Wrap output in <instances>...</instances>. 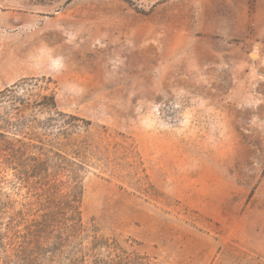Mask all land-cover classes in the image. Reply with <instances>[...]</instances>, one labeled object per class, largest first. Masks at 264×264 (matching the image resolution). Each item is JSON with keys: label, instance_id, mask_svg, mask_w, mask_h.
Returning <instances> with one entry per match:
<instances>
[{"label": "rangeland", "instance_id": "obj_1", "mask_svg": "<svg viewBox=\"0 0 264 264\" xmlns=\"http://www.w3.org/2000/svg\"><path fill=\"white\" fill-rule=\"evenodd\" d=\"M28 79L62 113L37 111L31 154L83 166L88 229L146 264H264V0H0V91ZM11 147L0 264L70 183Z\"/></svg>", "mask_w": 264, "mask_h": 264}, {"label": "trees", "instance_id": "obj_2", "mask_svg": "<svg viewBox=\"0 0 264 264\" xmlns=\"http://www.w3.org/2000/svg\"><path fill=\"white\" fill-rule=\"evenodd\" d=\"M34 85H37L35 80L28 79L14 88L0 91V139L12 145L11 149L25 161L28 170L44 171L50 176L49 169L55 168V175H68L70 183L62 201L67 211L64 212L65 221H59V224L46 220L39 222V227L28 233L33 244L21 245L14 256L22 264H146L147 255L129 251L117 239L84 225L79 209L83 193L81 164L59 153L45 158L31 154L32 148H42L39 144L42 140L36 131L37 111L62 114L57 111L55 94L46 92L47 89L34 91ZM20 86L25 88L19 89ZM10 133L18 137L10 136ZM87 230L93 232L90 246L84 245L83 236Z\"/></svg>", "mask_w": 264, "mask_h": 264}, {"label": "bare ground", "instance_id": "obj_3", "mask_svg": "<svg viewBox=\"0 0 264 264\" xmlns=\"http://www.w3.org/2000/svg\"><path fill=\"white\" fill-rule=\"evenodd\" d=\"M255 55V54H254Z\"/></svg>", "mask_w": 264, "mask_h": 264}]
</instances>
